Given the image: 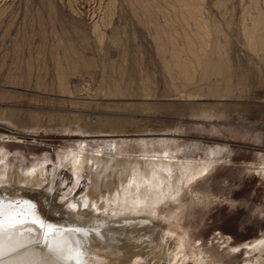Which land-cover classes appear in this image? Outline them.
<instances>
[{"label": "rangeland", "instance_id": "rangeland-1", "mask_svg": "<svg viewBox=\"0 0 264 264\" xmlns=\"http://www.w3.org/2000/svg\"><path fill=\"white\" fill-rule=\"evenodd\" d=\"M190 2L198 19L160 0L155 25L126 0H0V176L16 166L46 173L42 191L70 201L56 209L62 217L96 192L97 172L85 167L77 179V158L106 156L113 137L117 153L204 161L203 175L142 213L185 233L189 264H264V0ZM172 42L200 60L188 79L171 64ZM211 53L223 64L215 91L200 68ZM161 233L113 243L130 263L161 242L158 264H170L179 237Z\"/></svg>", "mask_w": 264, "mask_h": 264}, {"label": "bare ground", "instance_id": "bare-ground-1", "mask_svg": "<svg viewBox=\"0 0 264 264\" xmlns=\"http://www.w3.org/2000/svg\"><path fill=\"white\" fill-rule=\"evenodd\" d=\"M126 1L130 6L139 10L144 17L150 19V22L157 25L154 18L159 13L157 2L159 4L160 0L157 2L156 0ZM174 1L179 8L181 6L188 9L189 12L186 13L188 18L198 19L197 13L200 9H197L193 5L194 3L191 4L190 0ZM159 8H162L161 4ZM200 15L199 18L202 19ZM199 22L201 23L200 20ZM164 31L158 28V32H156V39L160 43L159 46L163 54L167 51L166 42H164L166 31ZM196 33L197 37L204 41L205 32L198 30ZM249 36L254 39L252 32ZM258 38L256 39L258 40ZM171 48L170 61L177 70L176 74L187 79L190 78L196 68H199L197 65L200 66V60L198 59L195 64L182 58L179 48L173 42ZM200 68L202 75L210 81L222 74L223 64L211 53L208 57L206 56V63ZM66 80L67 78H63L64 84H66ZM208 86L212 91L216 90L213 82L210 81ZM116 138H111L103 147L106 156L101 157L97 154L88 157L82 154L81 157L77 158L74 164L77 179L82 177V171L85 167H91L97 172V185L93 189L96 192H88L83 195L84 197L70 203L72 210L66 212L64 217L56 216V209L59 205H65L70 201L64 200L60 195L58 199H54L51 195L52 190H47L48 194L42 191L46 186L45 184H48L46 173L39 176V173L34 170L35 167L31 170H25L22 167L18 169L16 166L11 172H7L3 177L0 176V187L5 185L13 187L0 193V203L5 206L6 212L9 210L20 211L25 208V205L20 202L30 201L36 205V213L43 221L59 227L55 230L54 235L47 237L48 243L45 244L43 234L47 229H41L38 224L33 223L35 217H21L23 223L17 224L13 229H7L4 235L0 237V247L6 254V264H50V257L55 258L54 264H67L69 262L76 264L74 260L68 259L70 256H75L76 253H79L80 264H158L160 258L157 257L158 254L156 253L162 249L161 242H157L155 247L148 246V251H144L143 248L136 250L135 253H140V257L130 263H127L130 260L129 251H122L124 247L118 245L120 242L118 244L113 243V240L123 241L120 240V235L127 236L129 233H138L143 230L150 231L154 227H159L164 234L161 239H164V236L166 237L164 240L174 239L173 236L179 237L180 243L178 248L171 253L169 263L189 264L185 250V233L170 224L162 226L160 224L162 220L156 221L142 213V209L151 207L153 209L168 198L177 195L183 189V184L180 183L185 179L188 184L193 178L203 175L208 168L207 164H203V161L200 165L186 163L183 167H178L177 163L165 160L164 155L117 153L119 145ZM151 151L146 150V152ZM160 151L161 153L165 152V150ZM37 168L39 167L37 166ZM7 182L8 184H6ZM98 199L102 201L99 204ZM18 204L19 207H17ZM97 212H100L101 215L96 214ZM62 219L65 222H62ZM157 232L155 231V233ZM109 233L113 234L110 235ZM122 237L121 239L125 238ZM155 239L158 241L156 237L153 238V240ZM57 244L60 247L57 248L56 252H52V247ZM8 253L11 255L8 256ZM133 253L131 254L133 255ZM219 264L224 263L219 262Z\"/></svg>", "mask_w": 264, "mask_h": 264}, {"label": "snow or ice", "instance_id": "snow-or-ice-1", "mask_svg": "<svg viewBox=\"0 0 264 264\" xmlns=\"http://www.w3.org/2000/svg\"><path fill=\"white\" fill-rule=\"evenodd\" d=\"M20 203H23L25 205L24 209H21L20 211H15V210H9L6 212L5 206L3 203H0V237L4 235L7 229H13L17 226V224L23 223V220L21 217L24 218H31L35 217L33 220V223L38 224L41 229H47V231L44 232V238H45V244L48 243L47 237L50 235L55 234L56 230V225L51 224V223H46L43 221L36 213V205L33 204L30 201H22ZM19 207V204L17 205ZM79 231V229H78ZM60 245H54L52 247V252H56L57 248H59ZM8 256L11 255V253L7 254ZM6 254L4 253L2 247H0V264H6L5 260ZM70 260H74L76 264H80L79 262V253H76L75 256H70L68 257ZM54 257L49 258L50 264H54Z\"/></svg>", "mask_w": 264, "mask_h": 264}]
</instances>
